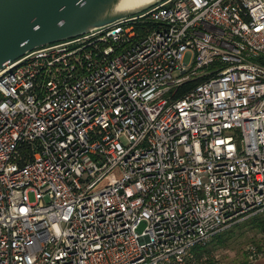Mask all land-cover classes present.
<instances>
[{"label":"built area","instance_id":"2783aa9c","mask_svg":"<svg viewBox=\"0 0 264 264\" xmlns=\"http://www.w3.org/2000/svg\"><path fill=\"white\" fill-rule=\"evenodd\" d=\"M261 212L264 0H164L0 71V264H208Z\"/></svg>","mask_w":264,"mask_h":264},{"label":"water","instance_id":"95a60500","mask_svg":"<svg viewBox=\"0 0 264 264\" xmlns=\"http://www.w3.org/2000/svg\"><path fill=\"white\" fill-rule=\"evenodd\" d=\"M164 0H0V71L27 53L140 14Z\"/></svg>","mask_w":264,"mask_h":264},{"label":"rangeland","instance_id":"374dc122","mask_svg":"<svg viewBox=\"0 0 264 264\" xmlns=\"http://www.w3.org/2000/svg\"><path fill=\"white\" fill-rule=\"evenodd\" d=\"M190 58L189 53L187 61ZM222 236L226 238L225 244L220 245L219 240H215L207 247L196 250L195 254L198 257L210 256L212 259L208 264H214L216 260L219 264H246L248 258L250 259V248L255 247L258 251L260 248L264 252V234L253 226H247L246 223L223 231Z\"/></svg>","mask_w":264,"mask_h":264},{"label":"trees","instance_id":"16d2710c","mask_svg":"<svg viewBox=\"0 0 264 264\" xmlns=\"http://www.w3.org/2000/svg\"><path fill=\"white\" fill-rule=\"evenodd\" d=\"M138 28L141 31L143 29L142 28V25H140ZM201 81H202V79H199V80L194 81L193 83H189L188 85H186V87H185V89L183 90L182 93H184V91H186L187 89H190V88L194 87L195 85H197ZM244 223H246L247 226H253L254 228L258 229L261 233L264 234V212H261V213H257L255 215H252V216L248 217L247 219L243 220L242 222H239V223L235 224L232 227L243 226ZM222 235H223V232L217 234L214 237V239L212 240V242L215 241V240H219V244L220 245L225 244L226 243V238H224ZM198 249H200V248L199 247L196 248V250H198ZM259 252L261 254L263 253L260 248H259ZM249 256H250V254H249ZM246 264H250V259L249 258H248V261H247Z\"/></svg>","mask_w":264,"mask_h":264},{"label":"crops","instance_id":"0c3cea01","mask_svg":"<svg viewBox=\"0 0 264 264\" xmlns=\"http://www.w3.org/2000/svg\"><path fill=\"white\" fill-rule=\"evenodd\" d=\"M250 264H264V252L262 253V255L260 257H258L255 260H252L250 262Z\"/></svg>","mask_w":264,"mask_h":264}]
</instances>
